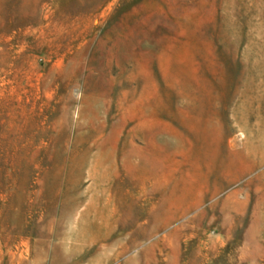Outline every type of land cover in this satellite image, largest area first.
Returning <instances> with one entry per match:
<instances>
[{"label":"rangeland","instance_id":"rangeland-1","mask_svg":"<svg viewBox=\"0 0 264 264\" xmlns=\"http://www.w3.org/2000/svg\"><path fill=\"white\" fill-rule=\"evenodd\" d=\"M0 264H264V0H0Z\"/></svg>","mask_w":264,"mask_h":264},{"label":"bare ground","instance_id":"bare-ground-1","mask_svg":"<svg viewBox=\"0 0 264 264\" xmlns=\"http://www.w3.org/2000/svg\"><path fill=\"white\" fill-rule=\"evenodd\" d=\"M143 95V94H142Z\"/></svg>","mask_w":264,"mask_h":264}]
</instances>
